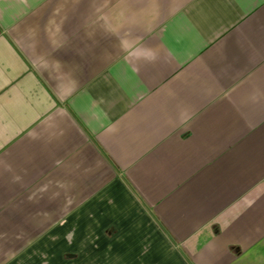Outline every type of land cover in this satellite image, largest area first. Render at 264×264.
Instances as JSON below:
<instances>
[{
  "label": "crops",
  "instance_id": "crops-1",
  "mask_svg": "<svg viewBox=\"0 0 264 264\" xmlns=\"http://www.w3.org/2000/svg\"><path fill=\"white\" fill-rule=\"evenodd\" d=\"M0 264H264V0H0Z\"/></svg>",
  "mask_w": 264,
  "mask_h": 264
},
{
  "label": "clouds",
  "instance_id": "clouds-1",
  "mask_svg": "<svg viewBox=\"0 0 264 264\" xmlns=\"http://www.w3.org/2000/svg\"><path fill=\"white\" fill-rule=\"evenodd\" d=\"M150 59H151V60H154V59H155V56L150 57Z\"/></svg>",
  "mask_w": 264,
  "mask_h": 264
}]
</instances>
